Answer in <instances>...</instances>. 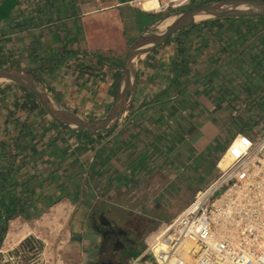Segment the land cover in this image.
Instances as JSON below:
<instances>
[{
  "label": "rangeland",
  "instance_id": "374dc122",
  "mask_svg": "<svg viewBox=\"0 0 264 264\" xmlns=\"http://www.w3.org/2000/svg\"><path fill=\"white\" fill-rule=\"evenodd\" d=\"M119 1L22 0L17 21L27 18L29 25L22 29H12L9 23L0 25V66L33 69L48 82L53 69H62L69 75L67 81L76 80L77 85L57 94L52 91L56 97L88 118H103L112 105L115 88L110 99L103 100L97 76H106L115 55L119 56L116 66L122 67L130 44L148 25L179 11L154 13V0H137L143 14L136 12L129 0L121 8L123 15L139 20L134 18L123 27L116 14L121 28L114 31L113 43H93L89 28L102 30L101 25L110 22L104 3ZM203 1L191 0L184 9ZM96 12L102 24H87V18ZM213 25L189 31L184 62L172 37L140 59L141 80L134 106L119 127L101 140L79 139L56 125L49 131L42 129V120L48 117L24 105L26 92L17 85L0 84V144L6 143L5 148L0 147V172L5 162L13 172L11 181L2 175L0 181L25 202L22 218L31 221L47 213L52 201H65L72 214L70 227L74 229L79 219L90 227L89 216L97 208L118 206L139 212V202L155 195L172 206L185 198L183 191L193 193L183 209L199 190L219 177L222 149L241 128L247 105L255 106L248 119L250 127L242 133L264 136V114L260 116L257 110L259 101L264 102V81L255 76L262 68L260 62L264 64V26L248 32L239 24L243 27L240 31L229 22ZM123 29L131 42L122 41ZM87 36L96 50L89 48ZM91 164L95 166L92 169ZM158 178L162 187L169 184L166 192L171 195L160 194L159 187L149 188ZM69 192L72 196H67ZM11 223L10 229L20 227L28 232V226ZM26 240L27 246L22 247L24 240L0 253V264H44L41 242ZM96 240L98 246L97 235ZM70 241L63 245L77 243Z\"/></svg>",
  "mask_w": 264,
  "mask_h": 264
},
{
  "label": "built area",
  "instance_id": "2783aa9c",
  "mask_svg": "<svg viewBox=\"0 0 264 264\" xmlns=\"http://www.w3.org/2000/svg\"><path fill=\"white\" fill-rule=\"evenodd\" d=\"M159 1L154 13L191 2ZM235 136L245 140L237 153ZM235 136L224 152L230 166L147 237L149 264H264V136Z\"/></svg>",
  "mask_w": 264,
  "mask_h": 264
},
{
  "label": "water",
  "instance_id": "95a60500",
  "mask_svg": "<svg viewBox=\"0 0 264 264\" xmlns=\"http://www.w3.org/2000/svg\"><path fill=\"white\" fill-rule=\"evenodd\" d=\"M264 17V0H214L165 15L148 25L130 44L123 60L112 105L101 119L88 118L64 104L41 74L25 67H0V84H14L32 93L50 118L71 132L101 140L110 136L134 106L139 86V61L163 46L174 34L219 18ZM149 255L142 262L150 260ZM101 264H113L103 262Z\"/></svg>",
  "mask_w": 264,
  "mask_h": 264
},
{
  "label": "crops",
  "instance_id": "0c3cea01",
  "mask_svg": "<svg viewBox=\"0 0 264 264\" xmlns=\"http://www.w3.org/2000/svg\"><path fill=\"white\" fill-rule=\"evenodd\" d=\"M136 1L137 0L130 1V5H134V7H136L134 8L136 12H141L144 14L145 12L141 10V7L135 4ZM125 3H121L120 1L114 2V3H108V4L104 3L106 7H104L103 9L106 11L105 14L108 15L110 22H107L108 25H106L107 23H103V25H101L102 27H104L102 30L100 29L98 30V28H95V27L89 28L88 33H89V36L92 38L93 43L94 42L96 43V41L103 43L104 41V44H105L106 42H109L110 40L112 41V35L114 31L117 30V27H119V25L116 24L117 23L115 19L116 14H118V17L123 27H124V24L125 25L128 24V22L132 21V19L133 20L134 18L138 19V17L136 16L127 17L123 15L121 8L124 6ZM98 13L99 12L93 13L91 18L88 17L86 20V23L89 24L91 23L90 21H92V23H95V21L101 23L102 21L101 16H100V13L99 14ZM119 28H121V26ZM100 32H101V35H100ZM45 33L47 34V30L45 31ZM124 33L125 32L123 29V31L121 32V35L124 36L122 38V41L124 42V44L127 42H131L129 40L130 36L129 35L126 36ZM53 37H54V34H53ZM90 37L87 36V41H89V43L91 44V46L89 44V48H92V50H96V46L92 45V43L90 42L91 41ZM97 37H101V38L97 40ZM109 46L110 45L108 44L106 48V46L104 45L103 50L105 51V48L106 49L110 48ZM118 57L119 56L115 55V60L109 63V65L112 68H109L110 70L106 74V76L105 75L97 76L98 77L97 80L101 79V82L97 84L98 85L97 88L101 92V96L103 100H106V101H108L110 97L112 96L111 92L113 91L114 88H115L114 91H116V87H117V83H118L119 75L121 71V65L120 67L116 66V59H118ZM99 62H102V61H99ZM43 77L45 76L43 75ZM49 77H50L49 80L51 81L52 84L49 83L50 81L48 82L45 80V82L48 85V87L51 88L52 91L56 92V94H57V91L59 90L68 91L67 90L68 87L77 85L76 80L75 81L72 80L71 82L67 81V79H69V75H65L62 69L60 70L58 69L54 73H49ZM66 77L68 78L66 79ZM54 78H57V81L54 80ZM59 79H61V81ZM69 83L71 85H69ZM161 185L162 183H160V179L158 178L157 181L152 182L149 188L153 189L154 187L155 188L159 187L161 188L160 194H163L164 191L165 193H169V192H166L168 191L169 184L164 185V187H162ZM197 187L199 186L196 185V188ZM169 195L171 194L169 193ZM183 195L185 196V191H183ZM192 195L193 193L190 192L188 196H185V198H183L184 202H181L183 200L181 199L179 203H175L172 206L167 205L166 202L165 203L160 202L158 199L159 198L158 195H155V197L153 198L151 197L147 198L143 202L142 201L139 202L140 203L139 212H141L143 215L144 225H145L144 227L146 229L145 232L147 233V235L148 234L150 235L151 233L156 231L162 222L170 221L171 219H173L180 212L182 207L188 203V200L191 198ZM67 204L68 203L65 201H60L52 205L49 208V211L47 213H44L43 215H40L39 217L31 221H28L25 218H22L21 216H17L14 219H12L9 223V229H10V226L12 225L11 222L14 221L15 224H19L21 227L28 226L29 227L28 232L25 229L21 230L20 227H17L19 230L18 233H24V235L19 240H17L14 245L7 246L5 241L10 231L12 230V229L10 230L8 229L6 233V237L0 246V252H3L5 250H11L13 247L21 244L27 238H33V239L40 241L44 248L42 250L43 259L45 262L44 264H78V262L80 261H81L80 264H86V263L89 264L90 259H92L93 261L97 253L98 241L96 240V234L90 231L92 229L88 227V224H86V222L83 219L82 221L79 219L80 221L78 220L76 222L75 228L73 227L74 229L70 227V224L72 222V214L69 212V210H67ZM63 237H64V240L62 241L61 239ZM70 238H71V241L73 239L77 240L76 241L77 243L71 242ZM65 240H66V243H69L70 241L72 244H67L66 246H64L63 243ZM53 243H56L57 246L56 247L53 246ZM64 247H66V249H64L62 252L61 250ZM64 253H66V255ZM63 255L65 256V258H63ZM149 263H150V260L142 262L141 264H149ZM131 264H136V261H134Z\"/></svg>",
  "mask_w": 264,
  "mask_h": 264
},
{
  "label": "trees",
  "instance_id": "16d2710c",
  "mask_svg": "<svg viewBox=\"0 0 264 264\" xmlns=\"http://www.w3.org/2000/svg\"><path fill=\"white\" fill-rule=\"evenodd\" d=\"M129 0H120L121 3H125L128 2ZM213 0H204L203 2H198V3H206V2H210ZM197 2H195V5H198ZM22 5V0H0V25L1 24H11L14 27H12V29H19L24 26H28V20L27 18L24 20V22H20V20L17 21V19L20 17L21 14H18L17 12L20 10ZM214 23V25L212 26V28H214L217 24L220 23H224V22H229L230 26L232 28H234V30L240 31L241 29H243V27H238L237 25H242L245 27V29H248V32H251L252 30L258 29L260 26H264V17H257V18H235V17H230V18H219V19H215V20H211V21H205L202 23H198L195 24L194 26L188 27L186 29H183L179 32L176 33L175 36H172L173 39H175L176 44L178 46V53L181 56V61L184 62V59L186 58V47L185 44L187 42V38H188V33L190 30H198L200 28H205L209 23ZM264 54V51L262 52ZM258 66V65H257ZM260 66L262 67L260 69V71L257 70L256 72V77L258 80L264 81V71L261 72V70L264 69V64H262V62H260ZM0 67H4L0 66ZM8 67V66H7ZM33 70V69H32ZM249 69H247L248 72ZM35 71V70H33ZM57 69H53V73L56 72ZM37 72V71H35ZM38 73V72H37ZM251 74H253L252 72H250ZM247 75L249 76V74L247 73ZM44 80V77H42ZM141 80V77L139 76V81ZM45 81V80H44ZM171 83L174 84V82L172 81ZM14 85V84H11ZM259 87L261 88V84L259 85ZM27 95V99L24 102V105H27L28 107H31L34 111L35 110H41L43 113H45L47 120H42V125H40V127L42 129H46V131L52 130L54 129L55 125L60 127L62 131H65L67 133H69L72 136H75L76 138H86L88 140H94L96 141V139L94 137H83L80 135H77L73 132H71L70 130H68L67 128H65L64 126L58 124L55 120H53L52 118H50L48 116V114L45 112V110L42 108V106L40 105L39 101L37 100V98L30 93L29 91L25 90L24 88H22ZM166 92V91H165ZM260 99V98H259ZM255 105H247L248 109H246V111L244 112V114H246V118L242 119V125L241 128L234 134V136L237 133H242L243 131H246L248 127H250L249 124V117L250 114L252 113V110L254 109ZM229 107V106H228ZM230 108V107H229ZM257 110H259L260 116H263L264 114V102L263 101H259V106H257ZM232 118V117H231ZM33 130H35V128H33ZM247 134V133H245ZM230 141L227 142V145L229 144ZM227 145L225 146V148L222 149V153L221 155L224 154L225 149L227 147ZM0 147L3 149L6 147V143L2 142L0 144ZM9 163L5 162V168L2 169V171L0 172V175H2L4 178H6V181L8 180L11 181L12 179V169L9 168ZM94 164H91L89 166L90 169L94 168ZM5 183L4 185L1 183L0 181V246L3 242V240L5 239L7 230H8V225L9 222L17 217V216H24V212L26 211V204H24L25 202L23 201V199L19 196H15L13 193H11L10 191L8 192L7 187H6ZM3 185V186H2ZM5 191V192H4ZM67 196H72L71 192H69L67 194ZM56 202H58L57 200L52 201L51 204H55ZM27 244H29L28 240H25L22 243V247L27 246Z\"/></svg>",
  "mask_w": 264,
  "mask_h": 264
},
{
  "label": "flooded vegetation",
  "instance_id": "af4514ba",
  "mask_svg": "<svg viewBox=\"0 0 264 264\" xmlns=\"http://www.w3.org/2000/svg\"><path fill=\"white\" fill-rule=\"evenodd\" d=\"M189 194L185 192V196ZM89 222L90 228L100 238L91 264H131L134 261L136 264L142 263L147 236L141 212L123 210L118 206L109 210L101 207L91 212Z\"/></svg>",
  "mask_w": 264,
  "mask_h": 264
},
{
  "label": "bare ground",
  "instance_id": "6f19581e",
  "mask_svg": "<svg viewBox=\"0 0 264 264\" xmlns=\"http://www.w3.org/2000/svg\"><path fill=\"white\" fill-rule=\"evenodd\" d=\"M159 7H160V1L159 0H154V6H153V10L152 11L157 10ZM239 143L245 145V140L241 139L239 136H235L234 140H232V144H233L232 148H234L235 152H236V148H237ZM226 155H228V154L227 153L223 154V158L221 159L220 164H219L220 169H222V170L227 169L230 166V164H231L230 157L226 156ZM21 230H22V228H21ZM18 232H19L18 229H12L10 231V233L7 236V239H6V245L7 246L14 245L16 243V241L19 240L24 235V233H18Z\"/></svg>",
  "mask_w": 264,
  "mask_h": 264
}]
</instances>
